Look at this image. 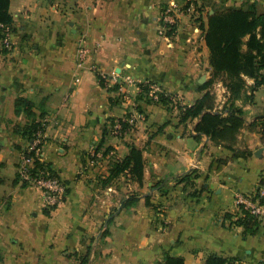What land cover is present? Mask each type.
<instances>
[{"label": "crops", "instance_id": "obj_1", "mask_svg": "<svg viewBox=\"0 0 264 264\" xmlns=\"http://www.w3.org/2000/svg\"><path fill=\"white\" fill-rule=\"evenodd\" d=\"M60 1L67 16L56 21L40 17L53 12L45 1L9 3L14 22L24 7L32 18L10 24L11 49L0 51V264H81L95 246L101 254L88 264H163L167 256L204 264L211 255L264 264V229L247 233L235 222L240 214L234 205L236 192L251 191L264 178V119L248 127L264 114V84L234 101L245 120L240 138L251 154L232 157L208 137L195 138L197 117L180 121L179 107L147 98L141 89L154 83L180 106H191L210 89L200 82L210 73L204 38L190 41L189 24L170 46L156 33L161 3L171 0ZM196 1L210 14L264 0ZM244 78L246 86L253 84ZM17 97L31 102L34 116L14 113ZM226 101L218 95L216 108ZM133 104L142 120L118 132L117 121L135 111ZM33 119L44 125L42 161L67 185L55 209L44 207L39 190L17 177L28 141L23 128ZM130 145L142 150V184L125 173L123 184H104L110 164ZM192 169V183L170 181ZM163 179H169L168 191L151 188ZM118 193H137L139 201L107 222L109 209L119 206ZM159 220L164 230L154 225Z\"/></svg>", "mask_w": 264, "mask_h": 264}, {"label": "trees", "instance_id": "obj_2", "mask_svg": "<svg viewBox=\"0 0 264 264\" xmlns=\"http://www.w3.org/2000/svg\"><path fill=\"white\" fill-rule=\"evenodd\" d=\"M10 0H0V24L10 25L12 16L9 12ZM244 9L242 6L221 7L215 9L206 18L204 41L209 53V64L211 66V78L202 85L206 87L213 82L215 76L223 77V86L227 90L228 105L223 109L216 108L215 96L208 89L201 98L196 100L191 106H179L180 121H184L189 117H197L198 121L194 127L195 138L199 139L202 135L206 136L215 144L228 149L232 152V157H246L251 152L244 145L240 138L242 128L245 126L242 109L234 105V101L244 95L246 88L251 91L258 86L264 84V10L259 13ZM253 79L251 86H246L245 78ZM100 84L103 85L104 79L98 75ZM209 86V85H208ZM141 89L145 92L148 90L146 85H141ZM160 93L159 102L162 104L170 102L171 94L166 96ZM245 98H250L245 95ZM22 110L27 116H34L32 104L23 97H17L14 101V113L18 114ZM264 119V114L258 115L248 125L254 128L258 122ZM121 121V119H119ZM121 129L130 128L123 122ZM261 134L264 133V125H260ZM44 131L42 122L34 119L23 128V134L27 138H31L36 132ZM225 162L226 160H217ZM35 167L47 170L53 173L50 165L46 162L34 161ZM144 171V159L142 150L130 145L128 153L119 159L114 160L108 169V174L104 178V184L109 183L119 174L127 173L132 180L138 184H142ZM192 169L179 176H172L170 181L179 184L181 182L192 183V179L197 177ZM17 177H19L17 173ZM26 185V182L22 181ZM152 189L158 191H168L169 179L157 181L151 186ZM139 201L137 193L124 194L119 197V206L109 214L107 222L111 221L113 213L123 208L135 206ZM154 208V204H150ZM229 213H225V217H230ZM235 222L242 225L247 233H255L258 229L257 223L253 217L243 212L239 215ZM107 230L102 232V236L106 235ZM85 259V258H84ZM84 259L81 264L84 263ZM163 264H182V259L178 257L167 256ZM204 264H230V260L223 259L216 255L208 256Z\"/></svg>", "mask_w": 264, "mask_h": 264}, {"label": "built area", "instance_id": "obj_3", "mask_svg": "<svg viewBox=\"0 0 264 264\" xmlns=\"http://www.w3.org/2000/svg\"><path fill=\"white\" fill-rule=\"evenodd\" d=\"M189 7H191V11H194L195 6L190 4ZM183 12L182 6H179L176 1H169L165 6L161 7L157 19L159 23L158 35L170 41V38L172 39L175 35L173 33L177 25V19H180ZM195 25L196 29L198 28L201 30L200 24ZM11 46L12 41L9 28L6 25L0 24V47H3L5 50H10ZM78 56L82 58V52H80ZM148 86L150 88V93L153 95V99L157 101L159 100L160 93L163 92L164 96L167 95V92L161 90L154 83ZM128 99L129 98L126 97V100ZM134 112L135 114H128V117L125 119L117 121L115 127L118 132L122 131V121L130 125L137 119L142 118L141 112L137 110ZM44 139V131L42 130L36 132L28 139L22 153V159L17 165V173L21 181L39 190L41 202L44 207L55 209L64 203L67 194V185L56 173L35 167V160L43 162L42 148L44 146ZM234 205L240 215L246 211L253 217L257 226L264 229V178H260L253 190L248 192H236L234 195ZM230 264L235 263L230 261Z\"/></svg>", "mask_w": 264, "mask_h": 264}, {"label": "rangeland", "instance_id": "obj_4", "mask_svg": "<svg viewBox=\"0 0 264 264\" xmlns=\"http://www.w3.org/2000/svg\"><path fill=\"white\" fill-rule=\"evenodd\" d=\"M42 1H43V3L45 1L44 4H46V6L49 7V8L51 7V10L53 9L52 10L53 12H52V14H50L51 13L50 9L49 10H45L44 12H42V15H40L41 18H47V19H51L53 21H56V20H62V16H67V14L65 13L67 11V9L65 8L66 7V4H63V6H62V3H61L60 0H41V2ZM171 1H176L179 6H182L183 11H184L183 12V15L180 17V19H177V25H176L175 30H174V33H173V34H175L174 37H176L178 35V33L180 32V30L183 29L182 28L183 27V24H189V27L191 28V32L194 35V38L189 37L190 38L189 40L190 41H194V39L196 40L197 38L203 39L204 38V30H205V27L204 28L201 27V30H199L198 28H197L198 29L197 30L195 28V26H196L195 24H201L203 26H204V24H206V19L204 21V18L205 17L207 18L208 14H207L206 11H204V9L202 8V6L198 5L196 0H171ZM12 2L13 3L14 2L17 3V5H19L20 3H23V2L30 3V4H33L34 3V2H32V0H12ZM256 2L258 4V1H256ZM263 3H264V1H261L260 5L262 6ZM166 4L167 3H165V2L163 3L162 2L161 3V7L165 6ZM190 4H192V6H195L194 11H191V7H189ZM254 4L255 3L251 4L250 1H248V2L246 1V4H244L243 8L244 9H247V10H249V9L252 10L253 9V11H255L254 13H259V12L263 11L261 9L264 8V7H261L260 5L254 6ZM225 7H223V8H225ZM230 7H233V6H230ZM72 9H74V8H72ZM54 11H56V12H54ZM17 12H18V15H20V17L18 18V23L14 22V20L12 18V21L9 24H23V20H29L30 18H32L30 16V14H31L30 11L29 10H26V7L20 8L19 10H17ZM68 15H69V12H68ZM42 16H44V17H42ZM7 26L9 28L10 32L12 33V27H10V25H7ZM158 29H159V23H158V28H157V32H156L157 35H158ZM158 37L165 42L166 46H170V44H172L171 38H170V41H168L167 39L162 38L160 35H158ZM0 51H6V50L3 47H0ZM209 66H210V64H209ZM209 70H210L209 75L206 74L205 76H200V79H202L203 84H205L211 78V70H212L211 69V66H210ZM223 82H224L223 81V77L221 78L220 76H215L213 82H211L210 84H208L209 86L207 85L208 87H210L209 90L214 94L215 99L218 98V95H220L222 97V99L223 98H227V93L228 92H227L226 88L223 86V84H222ZM148 84H149V82L146 83V86H147V89H148V91L146 92V94L148 95L147 98H151L152 99V96L153 95H152V93H150V88H149ZM172 96L173 97H171V99H170L171 101L170 102H167V103H164L163 105L164 106H168V107H173V106L179 107L180 106V103L175 98L176 96H174V95H172ZM133 105L131 107L135 110V108H134L135 105L134 106ZM216 107H217V105H216ZM131 113L132 114L133 113L135 114V112L133 110L130 111V114ZM140 120H142V118ZM135 125H136V122L134 121L129 126L131 128V127H134ZM123 174H119L117 177H115L114 179H112V180H117V181H115L116 185L117 184L118 185L123 184L126 181V180H124ZM125 174H127V173H125ZM129 178H130L131 181L136 182V181L132 180L131 177H129ZM133 187H131L132 190L134 189ZM122 194L123 193H120V194L118 193L117 195L119 197ZM149 204L150 203L148 202V205ZM149 206H151V205H149ZM154 206L155 207L153 209L155 211L160 212V210L157 209V208H159L161 206L160 205H154ZM116 207L117 206H112L109 209L108 214H111ZM113 215H114V213H113ZM153 223H154V225H156V227L159 230H164L165 223L162 222L161 220L154 221ZM100 248H101L100 246H99V248H96V246L95 247H90V249L88 251V254L86 255V257L84 259V264H88V263H90V261H92L93 259L97 258L98 255L101 254V252H99ZM76 255H77V253H75V252H67V253H65V256H67V257H72V256L73 257L74 256L76 257Z\"/></svg>", "mask_w": 264, "mask_h": 264}, {"label": "water", "instance_id": "obj_5", "mask_svg": "<svg viewBox=\"0 0 264 264\" xmlns=\"http://www.w3.org/2000/svg\"><path fill=\"white\" fill-rule=\"evenodd\" d=\"M200 82H202V80H200Z\"/></svg>", "mask_w": 264, "mask_h": 264}]
</instances>
